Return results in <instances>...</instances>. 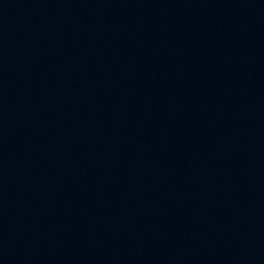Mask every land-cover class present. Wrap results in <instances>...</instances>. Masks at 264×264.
I'll list each match as a JSON object with an SVG mask.
<instances>
[{
	"label": "water",
	"instance_id": "water-1",
	"mask_svg": "<svg viewBox=\"0 0 264 264\" xmlns=\"http://www.w3.org/2000/svg\"><path fill=\"white\" fill-rule=\"evenodd\" d=\"M0 264H264V0H0Z\"/></svg>",
	"mask_w": 264,
	"mask_h": 264
}]
</instances>
